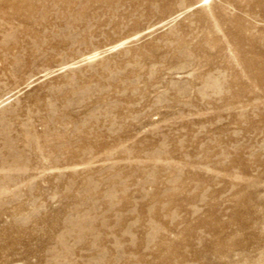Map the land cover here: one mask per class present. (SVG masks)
I'll use <instances>...</instances> for the list:
<instances>
[{"label":"rangeland","instance_id":"rangeland-1","mask_svg":"<svg viewBox=\"0 0 264 264\" xmlns=\"http://www.w3.org/2000/svg\"><path fill=\"white\" fill-rule=\"evenodd\" d=\"M28 1L0 0V264H264V0Z\"/></svg>","mask_w":264,"mask_h":264},{"label":"bare ground","instance_id":"bare-ground-1","mask_svg":"<svg viewBox=\"0 0 264 264\" xmlns=\"http://www.w3.org/2000/svg\"><path fill=\"white\" fill-rule=\"evenodd\" d=\"M29 1H30V0H29ZM29 1H28V2H29ZM28 7H29V6H28ZM30 7H31V6H30ZM29 12H30V11H29Z\"/></svg>","mask_w":264,"mask_h":264}]
</instances>
